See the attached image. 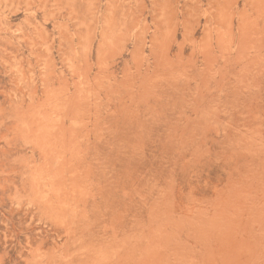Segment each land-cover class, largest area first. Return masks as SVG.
I'll list each match as a JSON object with an SVG mask.
<instances>
[{"label": "rangeland", "instance_id": "rangeland-1", "mask_svg": "<svg viewBox=\"0 0 264 264\" xmlns=\"http://www.w3.org/2000/svg\"><path fill=\"white\" fill-rule=\"evenodd\" d=\"M0 264H264V0H0Z\"/></svg>", "mask_w": 264, "mask_h": 264}]
</instances>
